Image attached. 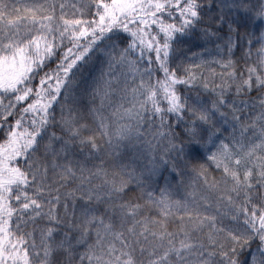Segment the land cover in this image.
I'll list each match as a JSON object with an SVG mask.
<instances>
[{
  "label": "snow or ice",
  "instance_id": "6c2138e0",
  "mask_svg": "<svg viewBox=\"0 0 264 264\" xmlns=\"http://www.w3.org/2000/svg\"><path fill=\"white\" fill-rule=\"evenodd\" d=\"M0 264H264V0H0Z\"/></svg>",
  "mask_w": 264,
  "mask_h": 264
},
{
  "label": "trees",
  "instance_id": "16d2710c",
  "mask_svg": "<svg viewBox=\"0 0 264 264\" xmlns=\"http://www.w3.org/2000/svg\"><path fill=\"white\" fill-rule=\"evenodd\" d=\"M256 28H257V35H259V28H260L259 23H257ZM241 31H243V29H241ZM258 46H259V45H257V47H258ZM185 47H187V45H185ZM196 50H198V49H196ZM238 55H239V53H237V56H238ZM236 58H237V57H233V59H236ZM101 66H104L103 59H101ZM93 74H94V73H93ZM88 75H89V72L86 71V72H85V77H87ZM230 134H231L230 132H229V133H226V135H230ZM146 139H150V137H146ZM130 155H135V153L130 151ZM126 162H127V161H126ZM209 169H210V171L212 172L213 175H217V176H218V173L216 172V170H215L214 168H212L211 165H209ZM58 239H60V237H58ZM59 259L62 261V260H63V256L59 257Z\"/></svg>",
  "mask_w": 264,
  "mask_h": 264
}]
</instances>
